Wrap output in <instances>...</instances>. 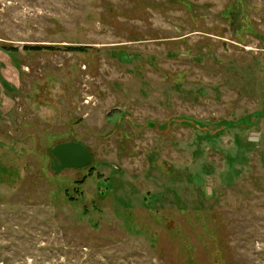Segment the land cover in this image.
I'll return each instance as SVG.
<instances>
[{
	"label": "rangeland",
	"instance_id": "1",
	"mask_svg": "<svg viewBox=\"0 0 264 264\" xmlns=\"http://www.w3.org/2000/svg\"><path fill=\"white\" fill-rule=\"evenodd\" d=\"M0 264H264V0H0Z\"/></svg>",
	"mask_w": 264,
	"mask_h": 264
},
{
	"label": "water",
	"instance_id": "2",
	"mask_svg": "<svg viewBox=\"0 0 264 264\" xmlns=\"http://www.w3.org/2000/svg\"><path fill=\"white\" fill-rule=\"evenodd\" d=\"M52 169L57 173L64 169L88 167L94 161L91 152L82 144L71 142L57 145L52 150Z\"/></svg>",
	"mask_w": 264,
	"mask_h": 264
},
{
	"label": "trees",
	"instance_id": "3",
	"mask_svg": "<svg viewBox=\"0 0 264 264\" xmlns=\"http://www.w3.org/2000/svg\"><path fill=\"white\" fill-rule=\"evenodd\" d=\"M35 49H38V48H35ZM71 51H80V50H78V49H73V50H71Z\"/></svg>",
	"mask_w": 264,
	"mask_h": 264
}]
</instances>
